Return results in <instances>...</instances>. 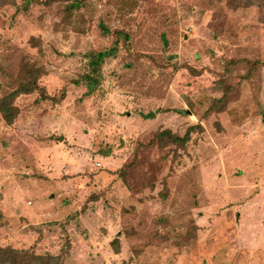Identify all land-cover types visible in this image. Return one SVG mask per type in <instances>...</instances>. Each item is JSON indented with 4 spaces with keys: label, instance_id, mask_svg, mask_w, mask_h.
Here are the masks:
<instances>
[{
    "label": "rangeland",
    "instance_id": "1",
    "mask_svg": "<svg viewBox=\"0 0 264 264\" xmlns=\"http://www.w3.org/2000/svg\"><path fill=\"white\" fill-rule=\"evenodd\" d=\"M30 79L8 264H264V0H0V94Z\"/></svg>",
    "mask_w": 264,
    "mask_h": 264
},
{
    "label": "trees",
    "instance_id": "2",
    "mask_svg": "<svg viewBox=\"0 0 264 264\" xmlns=\"http://www.w3.org/2000/svg\"><path fill=\"white\" fill-rule=\"evenodd\" d=\"M103 58H104V52H99L98 54H95L93 56L91 60V65L93 68L92 74L86 75V79L89 82H97L96 72L98 71L102 63ZM36 89H38L37 82L35 80L30 79L25 82H20L17 88L14 89L12 92L6 95L0 94V112L7 123H13L16 116L19 113V110L14 103L15 98L21 93H31ZM224 101H225V96H222L218 98L217 100L214 99V102L216 103L224 102ZM218 105L222 106L221 104H218ZM215 106H217V104L214 105V107ZM191 129L192 127H189L184 135L174 134L172 131L168 129H164L159 133L158 136L160 137V139H163L166 137L168 139H171L170 141L174 143L184 144L189 140ZM1 215L2 213L0 212V216ZM18 253H22V252H19L18 250L12 248L11 246H6V247L0 246V264H8L7 262H10L11 258H13V256H16V254ZM50 257H53V256H50Z\"/></svg>",
    "mask_w": 264,
    "mask_h": 264
}]
</instances>
